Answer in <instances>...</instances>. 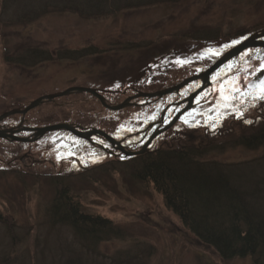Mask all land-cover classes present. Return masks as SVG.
<instances>
[{
	"label": "rangeland",
	"instance_id": "rangeland-1",
	"mask_svg": "<svg viewBox=\"0 0 264 264\" xmlns=\"http://www.w3.org/2000/svg\"><path fill=\"white\" fill-rule=\"evenodd\" d=\"M51 1L13 0L7 7L0 2V114L70 86L97 89L111 105L137 90L160 91L209 67L236 46L233 41L264 29V0H178L139 7L124 6L123 0H90L92 10L94 1L113 10L84 18L49 9L23 23L16 21L25 10L33 13ZM201 29L210 30L213 40L194 39ZM91 46L98 53L72 58ZM35 47L49 51L53 59L35 66L10 60ZM68 50L75 53L65 56ZM262 62L263 48L247 49L216 70L211 78L218 80L197 93L192 108L157 134L151 146L198 147L201 155L205 149L203 160L229 164L232 180L235 174L244 175L247 182L242 186L264 202V144L246 148L237 142L264 121V100L254 99L255 91L248 88L264 78V71L251 74ZM225 80H234L241 89L226 93L236 96L227 107L219 99ZM195 85L148 103L139 100L137 105L132 98L116 111L87 92H73L4 122L24 119L32 127L76 124L128 142L136 139L128 135L146 128L164 105L178 101ZM176 110H169L165 121ZM42 136L28 142L0 138V264H252L250 256L225 259L197 240L155 187L133 174L139 155L119 160L64 130ZM105 141L93 137V142ZM85 165L96 166L79 175ZM250 171L260 178L249 183ZM58 174L62 181L54 180ZM64 187L81 211L111 220L120 235L94 244L76 236L69 224H52L49 208ZM12 237L18 241L14 248Z\"/></svg>",
	"mask_w": 264,
	"mask_h": 264
},
{
	"label": "trees",
	"instance_id": "trees-1",
	"mask_svg": "<svg viewBox=\"0 0 264 264\" xmlns=\"http://www.w3.org/2000/svg\"><path fill=\"white\" fill-rule=\"evenodd\" d=\"M12 1L0 0L3 7L11 5ZM123 1H127L124 6L137 7L156 2L166 4L178 2V0ZM56 2L59 1L44 2L38 6V9H34L33 13L25 10L17 16L16 21L23 23L33 19L35 12L40 13L49 9L72 12L84 18L104 15L109 10H113L106 9L98 1H94L96 4H93V10L90 0ZM211 36L210 30L201 29L194 33L193 38L209 41L213 40ZM85 48L76 53L68 50L65 56L75 53L72 58L77 59L86 54L98 53V49L93 46ZM51 59H53L52 53L35 47L26 49L22 55L10 60L22 66H35L39 62ZM237 142L246 148L264 144V121L260 129L247 137L240 136ZM202 152L201 155V149L199 150L198 147L191 149L175 145L153 148L136 156L133 174L140 181L155 187L163 197L165 206L178 216L183 226L190 230L197 240L212 246L222 258L250 256L252 264H264V207L260 205L264 202L258 200V196L252 190L242 186L243 181L247 182L244 180L246 178H242L244 175L235 174L236 181L232 180L229 164L213 160L205 161L202 159L206 153L205 149H202ZM258 178L260 177L253 171L247 176L249 183ZM65 188L54 197L49 208L52 224H69L76 236L85 241L89 239L94 244L99 240L120 235L119 227L111 220L99 214L93 215L81 211ZM12 246L13 248L18 246L16 238H13Z\"/></svg>",
	"mask_w": 264,
	"mask_h": 264
},
{
	"label": "water",
	"instance_id": "water-1",
	"mask_svg": "<svg viewBox=\"0 0 264 264\" xmlns=\"http://www.w3.org/2000/svg\"><path fill=\"white\" fill-rule=\"evenodd\" d=\"M264 29L257 30V32L250 34L246 37V39L242 40L241 42L237 43L236 46H233L227 51H225L224 54H222L220 57H218L216 60H214V63L211 64L209 67L205 68L202 72H199L198 74H194L191 77H187L181 82L170 86L168 88L160 89V91L155 92H142V91H136L134 95H131V97H127L126 100L122 103L111 105L108 103V101L103 97L97 89H91L88 87H77V86H70L69 88H66L62 91L55 92V93H48L46 95H42L37 97L36 99L28 102L26 106L24 107H15L14 109L4 111V113L0 114V122L4 120L6 117L11 116L13 114L19 113L20 115L24 116L25 113H27L28 110L37 107L39 104H42L44 101L52 100L56 97L63 96V95H70V93L73 92H87L91 94L92 96L96 97L98 100H100L101 104L105 106L107 109L116 111L117 109L124 108L129 104V101L133 99H138V97L149 99L151 97L160 98L162 95L165 94H171V92H178L182 87L187 85L188 83H191L195 80L199 81V86L195 88L192 92H190L185 98H183L181 101H178L175 103V105H179L184 103L183 108L179 110L173 117L172 120L161 127V129H155L150 134V137L144 142V144L140 147L139 150H125V147L120 143V140H115L113 137H111L108 133H104L101 130L98 129H92V130H85V129H79L77 126L73 124H67V123H61V124H51L50 126H38V127H24L23 129H20V127H16V129L13 128H5L0 129V138L9 139L11 141H21V142H28V141H34L38 139L41 135H43L46 132H50V130H61L64 129L66 131H69L73 134H76L77 136L81 138L89 139L93 135H100L105 140H107L116 150H119L122 155L125 156H134V155H140L143 152L146 151L147 147L151 144L152 139H154L157 134L161 133L162 131L168 129L172 126L178 119V117L183 114L184 111L192 108L193 99L197 93L204 90L208 85H211L213 82L209 80L210 75L214 70L219 68L220 66L224 65L228 60L236 57L240 53L247 50V48H264ZM20 130H30L32 131L31 137H22L17 135V132Z\"/></svg>",
	"mask_w": 264,
	"mask_h": 264
},
{
	"label": "flooded vegetation",
	"instance_id": "flooded-vegetation-1",
	"mask_svg": "<svg viewBox=\"0 0 264 264\" xmlns=\"http://www.w3.org/2000/svg\"><path fill=\"white\" fill-rule=\"evenodd\" d=\"M210 78H211V76H210ZM214 80V79H213ZM194 83L196 84L195 86H197L198 85V81H194ZM183 89H185L184 87L181 89V90H179V92L178 93H180V91H182ZM189 91H191V90H189ZM189 91H187L186 92V94H184V95H182V97L178 100V101H181L184 97H186V95L189 93ZM134 93V92H133ZM133 93L131 94V95H133ZM131 95H129V96H131ZM155 99V98H154ZM150 101V100H149ZM148 101V102H149ZM178 101H172L171 103H169V104H167V105H164L162 108V110H161V113L156 117V118H154V119H152V121H150V124L146 127V128H143V129H140V130H137L135 133H133V134H131V135H128V137H133V136H136V139L135 140H129L128 142H126V139H120V141H121V144H123V146L125 147V150H128L129 151V149L131 150H139L140 149V147L143 145V142L144 141H146L147 139H148V137L150 136V134L153 132V130H155V129H161V127L162 126H164L165 124H167V123H169V122H167V121H165V117H166V114H167V112L169 111V110H173V109H176L177 108V110L175 111V113L177 112V111H179L180 109H182L183 108V105H184V103H182V104H180V105H175V103H177ZM134 102H136V104L138 105V104H140L141 102L139 101V98H138V100H134ZM146 102V101H145ZM145 102H142V103H145ZM147 102V103H148ZM174 113V114H175ZM173 114V115H174ZM172 115V116H173ZM172 118V117H171ZM170 118V119H171ZM171 121V120H170ZM25 120L24 119H20L19 121H17L16 123H9V122H4V120L3 121H1L0 122V129H5V128H13V129H16V127H20V129H23L24 127H32V126H30V125H25ZM75 126H77V127H79V128H82V127H80L79 125H76V124H74ZM82 129H85V130H88V128H85V127H83ZM23 132H25V133H27L26 134V136H23V135H21L20 133H23ZM69 133V132H68ZM71 134V133H70ZM17 135H19V136H22V137H31V135H32V131H30V130H27V131H25V130H20V131H18L17 132ZM44 135V134H43ZM72 135V134H71ZM73 135H75V134H73ZM76 136V135H75ZM96 136H98V137H100V138H102L103 140H104V138L102 137V136H100V135H96ZM41 137H43V136H41ZM41 137H39L37 140H39ZM78 137V136H77ZM93 137L94 136H91L89 139H83V140H85V141H88L90 144H92V145H97L98 147H101L102 149H104V150H107L108 152H109V154L110 155H112V157H115V158H117V159H121L124 155H121V153H120V151L119 150H116L107 140V142L106 143H108V144H106L105 142L104 143H101V144H99V143H97V142H93ZM79 138V137H78ZM80 139H82V138H80ZM8 140V139H7ZM172 141V140H171ZM152 144V143H151ZM151 144L147 147V149H146V151L145 152H149V151H151V149H153V148H157V147H153L152 148V146H151ZM173 144H171V145H168V146H172ZM131 147V148H130ZM159 147V146H158ZM120 157V158H119ZM131 157H134V156H131ZM123 160V159H122ZM102 164H104L103 162H101L100 164H98V165H100V166H102ZM93 166H96V165H92V166H89V165H85V166H83V170H81V171H78V173H79V175H81L82 174V172H85V170L86 169H88V168H90V167H93ZM76 173V172H75ZM74 174V173H73ZM57 177V178H56ZM55 178H54V180L55 181H60L61 179H63V178H61L60 180H58V177H59V174L56 176ZM62 181V180H61Z\"/></svg>",
	"mask_w": 264,
	"mask_h": 264
},
{
	"label": "snow or ice",
	"instance_id": "snow-or-ice-1",
	"mask_svg": "<svg viewBox=\"0 0 264 264\" xmlns=\"http://www.w3.org/2000/svg\"><path fill=\"white\" fill-rule=\"evenodd\" d=\"M233 43H238V41H233ZM209 52L212 50L209 49ZM231 65H229V68ZM258 71H264V62H262L258 68H256L251 74L255 75L256 72ZM249 89H253L255 91L254 99H260L264 100V78H259L258 82L256 84H249L248 85ZM241 91L240 88L236 86V82L234 80H225L223 83L220 84L219 87V93H220V100H223L225 103L223 106L227 107L228 106V101L229 100H235L236 96L234 95H227L226 93H239ZM187 122V121H185ZM215 127V125H213Z\"/></svg>",
	"mask_w": 264,
	"mask_h": 264
}]
</instances>
